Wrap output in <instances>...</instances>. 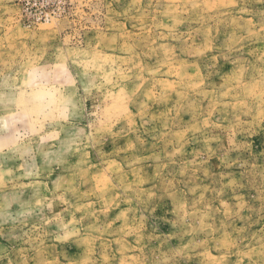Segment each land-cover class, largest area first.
<instances>
[{"label":"rangeland","instance_id":"rangeland-1","mask_svg":"<svg viewBox=\"0 0 264 264\" xmlns=\"http://www.w3.org/2000/svg\"><path fill=\"white\" fill-rule=\"evenodd\" d=\"M0 264H264V0H0Z\"/></svg>","mask_w":264,"mask_h":264}]
</instances>
